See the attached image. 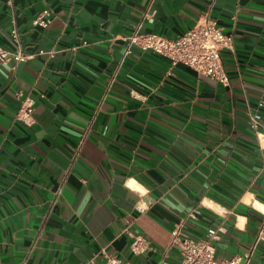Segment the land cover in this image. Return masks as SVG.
I'll return each instance as SVG.
<instances>
[{"label": "crops", "instance_id": "0c3cea01", "mask_svg": "<svg viewBox=\"0 0 264 264\" xmlns=\"http://www.w3.org/2000/svg\"><path fill=\"white\" fill-rule=\"evenodd\" d=\"M207 12L234 35L227 84L119 39H176ZM0 47L30 56L0 64V264H180L196 207L188 234L224 225L217 258L264 264V0H0Z\"/></svg>", "mask_w": 264, "mask_h": 264}, {"label": "built area", "instance_id": "2783aa9c", "mask_svg": "<svg viewBox=\"0 0 264 264\" xmlns=\"http://www.w3.org/2000/svg\"><path fill=\"white\" fill-rule=\"evenodd\" d=\"M51 21V13L46 10L35 18L34 24L47 27ZM139 29L140 25L132 34L119 37L126 44L127 53L133 46H137L144 51H152L168 59L174 66L183 64L200 75L211 77L223 84L228 83L223 54L226 50L233 49L234 35L226 33L209 12L203 14L189 31L176 39H169L156 33H141ZM13 37L17 39L16 31L13 32ZM50 54L53 53L50 52ZM29 57L21 51L0 47L1 65L9 66L12 63L26 61ZM259 106L262 107L263 102ZM17 119L29 127L35 125L33 101L29 99L22 101ZM248 119L250 128L257 132L261 126L262 114L250 112ZM200 214V208L196 207L174 226L169 247L179 251L180 264H239V259H219L216 256L215 242L227 232L224 225L209 228L205 238H195L186 232L188 221L196 220ZM126 232L131 238L130 250L133 254L139 255L154 250L151 242L143 235ZM260 243H264V217L259 226L253 249ZM101 254L103 256L102 264H131L119 255L108 253L105 249L101 251ZM250 256L251 254L245 255L247 259ZM163 263L168 264L166 261Z\"/></svg>", "mask_w": 264, "mask_h": 264}]
</instances>
